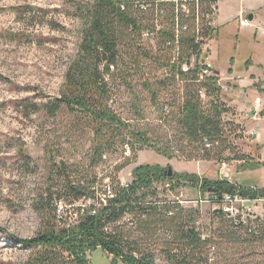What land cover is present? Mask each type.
<instances>
[{
  "label": "trees",
  "instance_id": "obj_1",
  "mask_svg": "<svg viewBox=\"0 0 264 264\" xmlns=\"http://www.w3.org/2000/svg\"><path fill=\"white\" fill-rule=\"evenodd\" d=\"M216 1L92 0L87 8V28L66 72L60 96L41 102L23 99L19 112L25 117L41 113L55 119L69 114V137L90 136L96 161L118 144L133 153L151 148L169 157V147L132 127L111 105L114 81L131 86L132 75L144 73L145 67L153 63L163 72L142 77L143 86L160 105L162 116L173 109V125L182 142L202 156L211 154L217 146L223 148L225 134H236L237 127L222 119L229 108L219 98L223 90L218 75L213 74L214 67H208V63L213 65L211 48L205 46L218 32L207 18H212ZM151 40L156 41V51ZM246 64L249 67L251 63ZM203 94L213 100L204 104ZM45 150L54 162L55 183L49 187L47 199L40 202L42 221L38 232L31 238L16 239L32 250L23 264H93L90 255L98 248L112 256L115 264H157L155 255L142 250L140 244L149 235L153 239L161 229L171 234L169 246L175 250H170L169 264H209V255L217 251L211 230L196 224L199 213L163 199L157 185H168L165 192L191 186L217 197L227 193L264 196V186H240L187 171L169 177L167 166L145 163L133 170L132 183L113 185L109 195L100 199L95 181L88 175L74 177L64 160L58 164L54 161L53 147L47 144ZM251 164L260 166L259 161ZM82 199L88 204L77 210L76 223H68L62 207L59 212L60 203L72 206ZM212 212L213 220L220 225L222 241H264V225L257 222L248 227L222 211ZM128 216L134 218L131 223L136 222V230L143 233L141 238L132 239L130 233L121 230L119 225Z\"/></svg>",
  "mask_w": 264,
  "mask_h": 264
},
{
  "label": "rangeland",
  "instance_id": "obj_2",
  "mask_svg": "<svg viewBox=\"0 0 264 264\" xmlns=\"http://www.w3.org/2000/svg\"><path fill=\"white\" fill-rule=\"evenodd\" d=\"M91 1L0 0V264H23L31 255L32 250L16 239L31 238L41 227L40 202L47 199V191L55 183V166L46 154L47 144L55 150L57 164L64 160L74 177L88 175L95 181L100 199L109 195L113 185L132 183L133 170L145 163H159L167 169L171 166L174 173L187 171L227 179L240 186H264V100L259 99L264 93V30L239 23L243 1L261 9L263 0H220L219 6L216 1L212 18H207L218 32L205 49L211 48L213 74L218 75L223 90L219 98L229 108L222 119L237 127L236 134H225L223 148L217 146L209 155L202 156L182 142L173 125V109L162 116L160 105L144 88L142 77L163 72L153 63L144 73L132 75L131 86L114 81L111 105L132 127L169 147V157L151 148L133 153L118 144L96 161L90 136L69 137V114L55 119L41 113L25 117L19 112L23 99L41 102L60 96L87 28ZM256 15L252 24H261L264 10L260 19L258 11ZM244 16L249 20L247 14ZM150 45L157 50L156 41L151 40ZM203 100L208 104L213 97L203 94ZM257 161L260 166L251 164ZM166 187L157 185L163 199L199 213L196 224L211 230L217 251L209 255V264H264V241L224 242L219 238L220 225L213 220L214 208L209 201L211 193L202 194L191 186L165 192ZM87 204V199H82L72 206L61 202L60 207L68 223H76L77 210ZM132 221L134 218L128 216L119 226L132 239H139L143 233ZM149 237L140 244L142 250L152 252L157 264H169L170 250L175 251L169 246L171 234L161 229L153 239ZM90 256L93 264H115L112 256L99 248Z\"/></svg>",
  "mask_w": 264,
  "mask_h": 264
},
{
  "label": "built area",
  "instance_id": "obj_3",
  "mask_svg": "<svg viewBox=\"0 0 264 264\" xmlns=\"http://www.w3.org/2000/svg\"><path fill=\"white\" fill-rule=\"evenodd\" d=\"M240 26H246L249 23L247 17H241ZM208 67H213L208 63ZM127 186L126 184H124ZM212 203L213 211H222L237 223H242L248 227L255 226V223L264 225V196L256 197L244 196L241 194H224L222 197L212 196L209 198ZM61 207L59 212L61 211Z\"/></svg>",
  "mask_w": 264,
  "mask_h": 264
},
{
  "label": "crops",
  "instance_id": "obj_4",
  "mask_svg": "<svg viewBox=\"0 0 264 264\" xmlns=\"http://www.w3.org/2000/svg\"><path fill=\"white\" fill-rule=\"evenodd\" d=\"M218 1V6H219V4H220V0H217ZM263 5V6H262ZM259 7L261 8V9H257V8H255V7H253V6H251V5H247L246 3H244V1L241 3V5L239 6V11H240V13H241V15H243L244 16V14H247L248 15V17H249V15H253V19L251 20V19H249L250 20V22L246 25V26H255V27H259V29L260 30H264V20H262V19H260L261 17H262V14H263V10H264V0H263V3L261 4V5H259ZM246 10H249L248 12L246 11ZM256 11H258L259 12V19L261 20V24H252V21L253 20H255V18L257 17V15H256ZM242 16V17H243ZM256 20H257V18H256ZM261 67H262V65H261ZM259 99L260 100H264V93H263V95L262 96H259Z\"/></svg>",
  "mask_w": 264,
  "mask_h": 264
},
{
  "label": "water",
  "instance_id": "obj_5",
  "mask_svg": "<svg viewBox=\"0 0 264 264\" xmlns=\"http://www.w3.org/2000/svg\"><path fill=\"white\" fill-rule=\"evenodd\" d=\"M249 19H253V15L251 14V15H249ZM167 173H168V176L169 177H171L172 175H173V169H172V167L171 166H169V168L167 169Z\"/></svg>",
  "mask_w": 264,
  "mask_h": 264
}]
</instances>
